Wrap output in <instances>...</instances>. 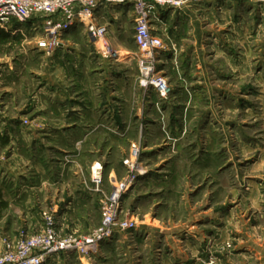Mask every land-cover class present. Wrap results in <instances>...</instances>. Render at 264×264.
<instances>
[{
  "label": "rangeland",
  "instance_id": "rangeland-1",
  "mask_svg": "<svg viewBox=\"0 0 264 264\" xmlns=\"http://www.w3.org/2000/svg\"><path fill=\"white\" fill-rule=\"evenodd\" d=\"M248 1L247 14L234 16L242 17L236 29L221 27L220 4L212 9L216 16H204L202 23L184 10L158 11L154 26L167 34L162 38L171 48L162 59L164 46L155 60V71L170 88L166 95L141 77L130 19L103 22L111 54L92 38L94 48H88L86 39L71 35L77 23L62 32L61 40L74 46L67 56L75 55L78 44L82 61L88 59L82 62V134L88 136L62 157L69 181L64 200L40 213L38 231L30 232L35 227L24 214L13 229L16 237L30 235L51 218L62 238L82 240V250L73 245L43 264H264V8ZM200 26L209 32L201 34ZM38 33L28 29L9 47L20 54L22 73L10 92L14 96L0 102V123L39 128L49 118L34 109L32 99L44 80L35 68L44 60L29 44ZM195 36L203 49L193 57L188 44ZM101 55L115 65L108 76L100 74ZM68 70L74 90L71 77L77 72ZM204 72L208 78L200 77L201 83L198 74ZM102 81L109 89L100 95ZM86 107L103 109L99 121L107 128L96 131ZM206 157L213 166L206 168ZM60 162L54 160V172ZM98 166L100 180L94 177ZM80 186L87 202L65 213L64 204L74 199L68 194ZM107 209L114 221L90 245L87 239L104 226Z\"/></svg>",
  "mask_w": 264,
  "mask_h": 264
},
{
  "label": "crops",
  "instance_id": "crops-1",
  "mask_svg": "<svg viewBox=\"0 0 264 264\" xmlns=\"http://www.w3.org/2000/svg\"><path fill=\"white\" fill-rule=\"evenodd\" d=\"M250 3L248 0H204L200 4H191L185 7L184 13L190 16L192 22L202 23V17L216 16L212 9L220 4L221 6L223 5V9L217 19L222 21L221 27L224 24H232L234 29H236L242 25L240 20L247 14L244 7L251 5ZM173 12L177 13L176 11ZM252 12L248 13L251 14ZM237 13L242 16L238 21H236L237 17L234 18L235 15H238ZM199 14H201V17ZM123 17L130 19L133 27H135V17L128 6H101L96 12L95 20L98 24L106 22L108 25L112 22H119ZM233 20H235V23ZM119 27L122 28V26ZM19 28L18 23H14L9 28L0 27V102L2 103L7 98L14 96L10 92L21 81L22 71L20 66L22 60L20 54L15 55L14 50L10 51L9 49V47L15 46V42L22 38ZM198 28L202 29L201 34L209 32L202 26ZM241 28L239 27V29ZM155 29L156 33L162 37L167 36L159 26H155ZM114 31L115 27H111L110 33ZM176 31H179L178 28ZM70 33L71 35L82 36L88 41L85 42L87 47H93L92 39L89 37L84 25L77 24L76 27L71 28ZM39 38H41V35L38 33L34 38L35 42H30L29 44L34 47V49L32 48L33 53H39V57L44 60L43 62L39 60L35 62L36 71L43 73L44 80L32 99L35 103L34 109L43 110L49 118L39 128H34L30 125L28 128L23 129L19 124L10 121L8 123L1 121L2 124L0 123V251L4 248L5 238L16 237L17 234L14 233L15 230L13 228L22 218V214L25 215L23 220L27 222L28 226L35 227L34 230L30 231L34 232L42 226L40 213L43 210H53L59 200H64L66 194V188L64 187L68 186L69 181L67 179L68 174L62 166V157L64 152L70 151V148L78 145L81 148L82 139L88 136L84 133L82 134V131L85 130V128H82V62L87 63L88 59L85 58L82 61V49L78 44L75 45L77 47L75 55L67 56L66 52L74 48V46L70 45L69 39H62L60 47L51 54L52 56L43 54L42 50L37 47ZM178 40L176 41L179 44L182 39ZM190 40L191 43L188 44V49H191L194 57L203 49V43L196 36ZM133 42L136 45L134 34ZM169 46L166 44L162 59L167 55L168 49H171ZM181 50H183V46ZM98 59L101 64L100 69L103 68L100 74L108 76L110 70L115 66L114 63H111V60L104 57V55H101ZM184 64L187 65L186 60ZM69 67L77 72L74 77H71L72 85H75L74 90L70 86L68 79ZM198 77V81L201 82L202 78L200 77L208 78V74L207 72H204V74L199 73ZM125 81L127 83L129 80ZM108 83L101 82L100 88L104 91L100 92V95L108 93ZM149 97L150 99L152 98L151 95ZM104 98L105 96L102 97V99ZM98 109V107L93 110L90 107H86L84 113L90 115V117L94 116L95 124L93 125L96 131H103L104 127L107 128V125L99 121L103 109L100 111ZM54 114L58 118L57 123H53ZM56 142L57 144L54 145ZM80 148H78L77 155H79V159L82 162ZM55 154L60 157L53 156ZM56 159L61 161L59 172H54V167L52 166ZM206 160L208 162L205 164L206 168L214 165V160L211 157H206ZM70 192H68V197L74 196V199L64 204L63 210H65V213L71 212L74 205L87 202L88 200V193L82 190V186L76 188L74 192ZM60 194L62 197L58 196ZM64 215L60 216V222L63 221L62 219L65 220ZM47 264L50 263L48 262Z\"/></svg>",
  "mask_w": 264,
  "mask_h": 264
},
{
  "label": "built area",
  "instance_id": "built-area-1",
  "mask_svg": "<svg viewBox=\"0 0 264 264\" xmlns=\"http://www.w3.org/2000/svg\"><path fill=\"white\" fill-rule=\"evenodd\" d=\"M202 0H0V27L9 28L19 24V31L26 35L28 29L39 28L41 38L37 46L51 54L61 45L62 32L73 24L86 27L90 38L101 45L102 52L111 54L107 43V26L98 24L96 12L101 6H128L135 17L134 40L140 52L138 66L145 82L153 84L166 95L170 88L164 77L155 71V60L159 50L165 44L161 35L156 33L155 22L160 20L159 10L172 8L175 11L199 3ZM264 8V0H251ZM26 24H30L29 28ZM137 154V150L134 152ZM131 165V160L126 161ZM100 167H96L94 176L100 180ZM114 221V214L107 209L104 226L99 228L93 237L87 239L90 245L95 244L96 237L106 233L107 227ZM82 250V240L62 238L51 218L39 232L5 238L4 248L0 251V264H43L50 256L60 254L71 246Z\"/></svg>",
  "mask_w": 264,
  "mask_h": 264
}]
</instances>
